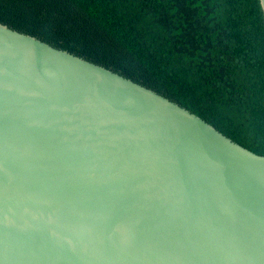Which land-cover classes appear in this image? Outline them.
I'll list each match as a JSON object with an SVG mask.
<instances>
[{"label":"water","instance_id":"95a60500","mask_svg":"<svg viewBox=\"0 0 264 264\" xmlns=\"http://www.w3.org/2000/svg\"><path fill=\"white\" fill-rule=\"evenodd\" d=\"M0 264H264V156L0 23Z\"/></svg>","mask_w":264,"mask_h":264},{"label":"trees","instance_id":"16d2710c","mask_svg":"<svg viewBox=\"0 0 264 264\" xmlns=\"http://www.w3.org/2000/svg\"><path fill=\"white\" fill-rule=\"evenodd\" d=\"M0 23L156 91L264 156L258 0H0Z\"/></svg>","mask_w":264,"mask_h":264}]
</instances>
